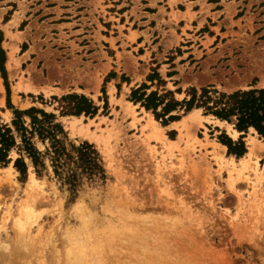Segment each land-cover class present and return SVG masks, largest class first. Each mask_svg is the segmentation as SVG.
<instances>
[{
    "label": "rangeland",
    "instance_id": "rangeland-1",
    "mask_svg": "<svg viewBox=\"0 0 264 264\" xmlns=\"http://www.w3.org/2000/svg\"><path fill=\"white\" fill-rule=\"evenodd\" d=\"M0 31V122L12 117L6 79L15 108L53 113L68 141L93 144L106 174L72 197L50 168L37 176L26 159L21 177L0 163V264H264V138L249 129L232 137L231 124L202 109L193 117L178 105L156 119L133 99L169 90L181 101L188 87L207 85L264 89V0H0ZM69 93L96 113L61 116L51 98ZM222 135H242L245 153L229 154ZM253 170L254 190L245 181ZM125 203L139 207L129 221L152 229L149 247L161 256L122 249L74 259L76 242H105L122 225ZM114 238L117 249L127 242Z\"/></svg>",
    "mask_w": 264,
    "mask_h": 264
},
{
    "label": "trees",
    "instance_id": "trees-1",
    "mask_svg": "<svg viewBox=\"0 0 264 264\" xmlns=\"http://www.w3.org/2000/svg\"><path fill=\"white\" fill-rule=\"evenodd\" d=\"M1 39L0 31V42ZM4 61V52L0 47V71L5 78ZM147 79L153 81L154 77L149 75ZM146 87L143 83L132 92L133 96ZM5 89L6 107L11 110L12 117L10 122H0V163L12 162L13 168L21 177H25L27 173L26 159L37 176L42 172H48L50 168L52 177L61 185H66L72 197H76L85 182L105 180L106 174L101 157L93 144L83 141L76 145L68 141L62 125L56 121L53 113L35 107L23 110L15 108L10 103L6 79ZM51 99L57 102L55 109L59 110L61 116L81 114L93 116L97 111L92 101L82 94L69 93L59 98L52 96ZM133 99L139 101L146 110H153L156 119L162 118L164 121V116L178 105L182 106L185 112L197 108L202 109L204 115L226 121L239 133H245L249 128H253L260 137L264 138L263 88L222 92L212 85H207L199 89L188 87L181 101L174 99L172 91L169 90L161 95H157L156 92L149 94L141 92ZM159 106L161 113L156 111ZM175 119H177L175 115L167 117V120ZM219 138L227 147L229 154L239 157L245 153L242 135H239L236 141L226 135ZM11 150L17 154L14 159L8 158Z\"/></svg>",
    "mask_w": 264,
    "mask_h": 264
},
{
    "label": "bare ground",
    "instance_id": "bare-ground-1",
    "mask_svg": "<svg viewBox=\"0 0 264 264\" xmlns=\"http://www.w3.org/2000/svg\"><path fill=\"white\" fill-rule=\"evenodd\" d=\"M14 61V60H13ZM15 63V62H14ZM264 63V62H263ZM262 63V64H263ZM262 67H263V65H261ZM260 66V67H261ZM13 67V66H12ZM257 68V67H256ZM255 68V69H256ZM259 72L261 71V69L260 70H258ZM262 71H263V69H262ZM256 72V71H255ZM261 73V72H260ZM259 73V74H260ZM262 76V75H261ZM261 76L259 75V78L260 79H262L261 78ZM29 82H30V80H29ZM37 87V86H36ZM29 89H31L32 91H36L37 89H35V88H31V87H28ZM57 91V90H56ZM231 91V90H230ZM87 92V91H86ZM199 110L197 109V108H193L190 112H189V115H191V116H193V117H196L197 116V112H198ZM149 115V114H148ZM133 116V118H135L134 117V115H132ZM76 119H78V118H76ZM218 119H216V121H217ZM149 125L153 128V130L155 129V120L151 117V115H149ZM228 126H229V124H227ZM230 127V126H229ZM249 130H251L252 132H255L254 131V129L253 128H249ZM159 132V131H158ZM157 133V132H156ZM160 134V133H159ZM235 134H237V131H235L233 128H232V130H231V136L233 137V136H235ZM221 147V146H220ZM221 149L223 150L224 149V147L222 146L221 147ZM247 154L246 155H248V156H250L252 153H253V145H252V147L251 148H249V151H247L246 152ZM242 159V158H241ZM9 167L13 170V168L11 167V165H9ZM254 172L251 174V175H248L247 177H245V181H246V183L251 187V189L252 190H254V189H256L257 187H259L260 185H261V181H260V178L259 177H257V174H256V171L255 170H253ZM132 200V199H131ZM129 201V200H128ZM136 202V201H135ZM124 203V202H123ZM122 203V204H123ZM130 203H131V201H130ZM143 204V203H142ZM134 204L132 203V204H126L125 203V205H124V208H123V212H122V218H123V222H122V225L121 226H116V227H114V226H112L111 225V229L109 230V234H107L108 236L105 238V242L103 241V237L102 236H100V237H102L100 240L98 239L95 243H87V242H80L79 244H77V242L74 244V246H71L70 248H71V250L69 251L70 253H72L73 255H75V258L74 259H79V260H81L82 261V257H83V260L86 258V257H88V256H90V257H95V255H97V257H102V256H104L105 257V255L106 254H110V253H112V255H113V253L115 252V251H118L119 252V254H117V255H119V256H121V255H123V253L124 252H122V249H124V250H126V251H130V250H132V251H134V252H136V251H139V250H143V251H147L148 249H150V250H152L150 247H149V241H148V239H149V237H151V235H152V229L150 228V227H143V226H136V224L137 223H135V225H134V223H132V221L130 222L129 221V219H132L131 218V215H129V214H131L129 211H131V210H134L135 208H137L136 210H138V208L139 207H135L134 208V206H133ZM137 206V205H136ZM139 206V205H138ZM141 207L140 208H142L143 206L142 205H140ZM188 208V207H187ZM118 209V208H117ZM122 209V208H121ZM185 209V208H184ZM120 210V209H119ZM144 210V209H143ZM140 211V210H139ZM115 212V211H114ZM116 212L118 213V211L116 210ZM132 212V211H131ZM189 212V211H188ZM78 213V212H77ZM76 213V214H77ZM111 214V213H110ZM121 214V213H120ZM188 214V213H187ZM78 215V214H77ZM112 215V214H111ZM95 216V215H94ZM115 216V215H114ZM118 216V215H117ZM132 216H133V214H132ZM71 217V216H70ZM83 217V216H82ZM97 217V216H96ZM119 217V216H118ZM77 218V217H76ZM99 218V217H98ZM105 218V217H104ZM110 218V217H109ZM108 218V219H109ZM141 218V217H140ZM142 218H143V216H142ZM146 218V217H145ZM162 218V217H161ZM70 219V218H69ZM154 219V218H153ZM88 220V219H87ZM93 220V219H92ZM97 220V219H96ZM120 220H122V219H120ZM170 220H171V217H170ZM102 220H100V222H101ZM117 221V220H116ZM141 221H143V220H141ZM140 221V222H141ZM145 221V220H144ZM148 221H152V220H149L148 219ZM161 220H159V222H160ZM97 222L99 223V221L97 220ZM118 222V221H117ZM68 223V222H67ZM71 223V222H70ZM83 223H84V221H83ZM88 223V222H87ZM96 223V222H95ZM104 223V222H103ZM108 223V222H107ZM141 223H143V222H141ZM164 223H168V222H165L164 221ZM163 223V224H164ZM91 224V223H90ZM89 224V225H90ZM97 224V223H96ZM144 224V223H143ZM150 224V223H149ZM72 225V224H71ZM146 225H147V222H146ZM156 226V225H155ZM68 227V226H67ZM80 227V226H79ZM86 227V226H85ZM152 227V226H151ZM160 227H161V225H160ZM166 227H167V225H166ZM183 227V226H182ZM81 228V227H80ZM95 228V227H94ZM98 228V227H97ZM100 228V227H99ZM106 228H107V225H106ZM170 228V227H169ZM68 229V228H67ZM76 229H78V228H76ZM86 229H87V227H86ZM153 229H155V228H153ZM160 229V228H159ZM171 229H174V228H171ZM69 230H71V229H69ZM126 230V231H125ZM129 230V231H128ZM95 231H97L98 232V230H95ZM165 231H167V232H169L167 229L165 230ZM175 231V230H174ZM157 232V231H156ZM166 232V233H167ZM70 233V232H69ZM76 233V232H75ZM89 233V232H88ZM107 233V232H106ZM105 233V234H106ZM161 233V232H160ZM165 233V232H164ZM165 233V234H166ZM169 233H173V231L172 232H169ZM169 233H168V235H169ZM176 233V232H175ZM71 234V233H70ZM98 234V233H97ZM104 234V233H103ZM104 234V235H105ZM157 234V233H156ZM155 234V235H156ZM164 234V236L166 237V236H168L167 234L165 235ZM179 234V233H178ZM23 235H25V234H23ZM82 235H83V233H82ZM87 235V234H86ZM177 235V234H176ZM85 236V235H84ZM89 236H91V235H89ZM115 236H117L118 238H119V240L121 241V240H126L127 242H123V241H121L122 242V244H118V246H119V248L117 249L116 247V245H114V243H115ZM158 236V235H157ZM178 236H180V235H178ZM177 236V237H178ZM96 237V236H95ZM172 237H173V234H172ZM25 238H26V236H25ZM157 238V237H156ZM167 238V237H166ZM165 238V239H166ZM95 239V238H94ZM163 239V238H162ZM162 239H161V241H162ZM168 239V238H167ZM93 240V239H92ZM91 240V241H92ZM160 240V239H159ZM71 241H73V239L71 240ZM86 241V240H85ZM88 241V240H87ZM90 241V240H89ZM157 241V240H156ZM164 241V240H163ZM121 242H119V243H121ZM170 242H172V241H170ZM174 242V241H173ZM66 243V242H65ZM74 243V242H73ZM161 243V242H160ZM68 244V243H67ZM153 244V243H152ZM162 244V243H161ZM173 244V243H172ZM158 245V244H157ZM166 245H169V243L167 244L166 243ZM165 245V246H166ZM174 245V244H173ZM175 245H177V244H175ZM65 246V245H64ZM67 246V245H66ZM155 246V245H154ZM154 246H151V247H154ZM161 246V245H160ZM163 246V245H162ZM178 246V245H177ZM167 247V246H166ZM172 247V246H171ZM159 248V247H158ZM157 248V249H158ZM173 248H175V246L173 247ZM155 249V248H154ZM153 249V250H154ZM166 249H168V248H166ZM171 249V248H170ZM150 250H149V252H150ZM152 250V251H153ZM156 250V249H155ZM153 251L154 253H155V255H156V257H158V256H161L160 255V253H159V251L158 250H156V251H158V252H156V251ZM176 250V249H175ZM143 251H141V252H143ZM152 251L150 252V253H152ZM174 251V250H173ZM184 251H186V250H184ZM183 251V252H184ZM110 252V253H109ZM160 252H162V250L160 251ZM163 252L165 253V249H163ZM132 253V252H131ZM181 253V252H180ZM99 254H101L102 256H100ZM126 254H128V252L126 253ZM134 254V253H133ZM139 254V253H138ZM162 255H164V254H162ZM146 256V255H145ZM150 256H152L151 254L148 256L147 255V257H150ZM182 256V255H181ZM185 256V255H184ZM69 257H71V256H69ZM125 257V256H124ZM117 258V257H116ZM136 258H139V257H136ZM171 258V257H170ZM173 258V257H172ZM175 258V257H174ZM112 259H114V258H112ZM111 259V260H112ZM118 259H119V257H118ZM122 259H124V258H122ZM153 259V258H152ZM157 259V258H156ZM159 259V258H158ZM181 259V258H180ZM115 260V259H114ZM113 260V261H114ZM163 260V259H162ZM175 260V259H174ZM187 260V259H186ZM107 261H109V259L107 260ZM131 261V260H130ZM143 260H141V262H142ZM151 261V260H150ZM168 261V260H167ZM172 261V260H171ZM182 261H183V258H182ZM185 261V260H184ZM76 261H74V263H75ZM77 262H78V260H77ZM104 262V261H103ZM115 262V261H114ZM118 262H119V260H118ZM178 262V261H177ZM179 262H180V260H179ZM84 263V262H83ZM106 263V262H105ZM110 263V262H109ZM133 263V262H132ZM146 263V262H145ZM157 263V262H156ZM161 263V262H160ZM159 263V264H160ZM163 263V262H162ZM172 263V262H171ZM188 263V262H187ZM93 264V263H92ZM94 264H95V262H94ZM104 264V263H103ZM111 264V263H110ZM114 264V263H113ZM122 264V263H121ZM124 264V263H123ZM127 264V263H126ZM142 264V263H141ZM147 264V263H146ZM152 264H155L154 262H152ZM181 264V263H180Z\"/></svg>",
    "mask_w": 264,
    "mask_h": 264
}]
</instances>
